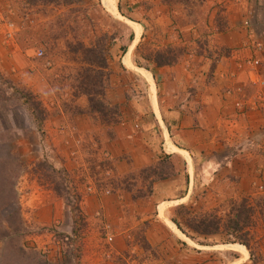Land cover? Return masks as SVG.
<instances>
[{"label": "rangeland", "instance_id": "374dc122", "mask_svg": "<svg viewBox=\"0 0 264 264\" xmlns=\"http://www.w3.org/2000/svg\"><path fill=\"white\" fill-rule=\"evenodd\" d=\"M216 1L0 0V264H264V149L220 165L212 151L204 167L192 152L187 197L169 193L182 163L169 152L174 113L160 109L179 106L160 93L155 57L177 63L188 48L196 68L200 54L212 67L222 49L208 33L226 24ZM128 49L153 102L122 62ZM178 92L198 124V88ZM233 161L253 164L255 179L236 181ZM178 204L241 210L249 249L222 230L189 239L170 221Z\"/></svg>", "mask_w": 264, "mask_h": 264}, {"label": "crops", "instance_id": "0c3cea01", "mask_svg": "<svg viewBox=\"0 0 264 264\" xmlns=\"http://www.w3.org/2000/svg\"><path fill=\"white\" fill-rule=\"evenodd\" d=\"M217 1L226 6V24L223 29L208 33V39L215 38L220 45L213 47L222 49L219 53L214 52L217 59L213 61V66H208L211 58H202L199 53L201 56L199 55L198 61L202 62L196 68L194 50L186 48L187 57L183 61L158 67L161 77L157 84L158 88L161 87L160 93H163L165 103L169 105L175 102L179 106L170 109L162 106L160 109L163 117L166 110L174 113L170 114L173 125H169V133L174 140H170L169 152L182 163L178 176L182 183L172 186L169 193L173 194L170 198H185L188 195L193 165L192 152L199 151V163L204 167L206 154L212 151L221 159V163L219 159L214 161L220 165L232 159L249 161L257 149H264V0ZM209 17L206 16L204 21L210 24ZM170 37L171 33H167V38ZM191 37L194 39L198 35L193 33ZM226 49L228 51L225 54ZM129 54L128 49L122 62L128 67L136 68L146 79L153 102V82L151 84L143 73L147 70L132 65ZM186 85L198 88V124H194L189 115V110L192 112V102L189 101L186 106V103L179 105L181 100L178 98V90ZM157 113L159 115L158 108ZM165 133L168 136L167 130ZM234 162L229 167L231 175L237 178L236 181L240 178L242 183H249L255 179L253 164L247 162L240 167V172L239 166ZM181 187L183 192L180 191Z\"/></svg>", "mask_w": 264, "mask_h": 264}, {"label": "trees", "instance_id": "16d2710c", "mask_svg": "<svg viewBox=\"0 0 264 264\" xmlns=\"http://www.w3.org/2000/svg\"><path fill=\"white\" fill-rule=\"evenodd\" d=\"M187 0H184L186 2ZM201 1V0H197ZM222 23V22H221ZM223 28H220V30ZM124 48H122V51ZM159 54L155 57V65H169L174 63V59H159ZM162 57V56H161ZM159 59V60H158ZM0 208H2L0 206ZM184 204H178L173 208V214L170 216V221L176 226V228L187 236L189 239L195 241L200 245L208 244L206 237L209 235H214L219 232L225 236V241H238L242 243L247 249H249L247 244L248 230H244L245 224L242 223L241 210L235 208V212L231 215H225L226 218H222L212 213H195L188 214L184 210ZM239 208V206H238ZM72 220H78V214L71 215ZM11 224V223H10ZM13 232L16 233L13 224H11ZM18 224L16 225V229ZM9 236V231L0 229V239L7 238Z\"/></svg>", "mask_w": 264, "mask_h": 264}, {"label": "bare ground", "instance_id": "6f19581e", "mask_svg": "<svg viewBox=\"0 0 264 264\" xmlns=\"http://www.w3.org/2000/svg\"><path fill=\"white\" fill-rule=\"evenodd\" d=\"M103 1L106 3V5H107L108 7L113 8V5H114V3H115L116 0H103ZM107 6H106V7H107ZM108 7H107V9H109ZM109 11H111V10L109 9ZM111 12H113V11H111ZM113 13H114V12H113ZM128 52H129V51H128Z\"/></svg>", "mask_w": 264, "mask_h": 264}, {"label": "built area", "instance_id": "2783aa9c", "mask_svg": "<svg viewBox=\"0 0 264 264\" xmlns=\"http://www.w3.org/2000/svg\"><path fill=\"white\" fill-rule=\"evenodd\" d=\"M40 52L38 51L37 54H39ZM109 238V237H108Z\"/></svg>", "mask_w": 264, "mask_h": 264}]
</instances>
